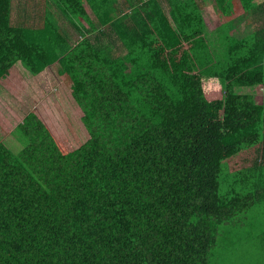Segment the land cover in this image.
Instances as JSON below:
<instances>
[{"label": "trees", "instance_id": "obj_1", "mask_svg": "<svg viewBox=\"0 0 264 264\" xmlns=\"http://www.w3.org/2000/svg\"><path fill=\"white\" fill-rule=\"evenodd\" d=\"M204 5L0 0V80L55 65L89 133L68 149L29 111L23 148L0 137V264H215L242 240L264 253V0H215L217 48Z\"/></svg>", "mask_w": 264, "mask_h": 264}, {"label": "rangeland", "instance_id": "obj_2", "mask_svg": "<svg viewBox=\"0 0 264 264\" xmlns=\"http://www.w3.org/2000/svg\"><path fill=\"white\" fill-rule=\"evenodd\" d=\"M210 2L212 1H207V4ZM22 7L18 2H14V20L16 15L23 19ZM86 7L91 12L88 4ZM204 13L207 37L217 48L219 36L216 26L221 18L213 10L212 5ZM244 27L245 24L241 22L239 30L243 31ZM108 47L116 53L121 50L119 43L116 42L109 41ZM209 80L224 82L216 77ZM70 84L67 76L58 74L55 65H49L38 74H33L20 62L16 63L11 68L9 77L0 80V137L6 145L14 151L23 148L26 141L17 125L29 111L35 112L68 149L76 148L85 142L89 133L82 121V110L72 96ZM241 157L237 156L232 161L239 163ZM232 235L233 233H230V237L226 239L227 245ZM238 245L235 254L230 255L229 250L221 247L215 264H264V253L259 254L253 244L242 240Z\"/></svg>", "mask_w": 264, "mask_h": 264}, {"label": "crops", "instance_id": "obj_3", "mask_svg": "<svg viewBox=\"0 0 264 264\" xmlns=\"http://www.w3.org/2000/svg\"><path fill=\"white\" fill-rule=\"evenodd\" d=\"M207 1H212V2H210L209 4H207ZM256 1H258V0H256ZM215 2V0H205V5H204V8H203V13H204V11L206 10H208V7L210 6V5H212V8H213V3ZM87 5V4H86ZM214 10V9H213ZM204 15H205V13H204Z\"/></svg>", "mask_w": 264, "mask_h": 264}]
</instances>
